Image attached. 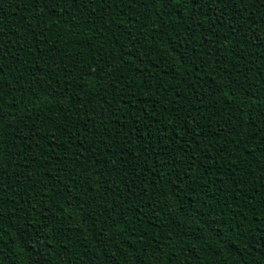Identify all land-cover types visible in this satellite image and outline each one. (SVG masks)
Returning a JSON list of instances; mask_svg holds the SVG:
<instances>
[{
  "label": "trees",
  "instance_id": "trees-1",
  "mask_svg": "<svg viewBox=\"0 0 264 264\" xmlns=\"http://www.w3.org/2000/svg\"><path fill=\"white\" fill-rule=\"evenodd\" d=\"M0 62V264H264V0H0Z\"/></svg>",
  "mask_w": 264,
  "mask_h": 264
},
{
  "label": "snow or ice",
  "instance_id": "snow-or-ice-1",
  "mask_svg": "<svg viewBox=\"0 0 264 264\" xmlns=\"http://www.w3.org/2000/svg\"><path fill=\"white\" fill-rule=\"evenodd\" d=\"M212 2L218 3V0H212ZM157 3L161 10L164 11L165 15H171L172 11L183 7L185 3L188 4L189 8L195 4L197 7H200L202 4H206L207 0H157ZM6 67L2 62H0V79L3 76V69ZM2 207V206H0ZM2 215H0V220H2ZM37 256H39V252L37 251ZM39 264V262H38Z\"/></svg>",
  "mask_w": 264,
  "mask_h": 264
}]
</instances>
